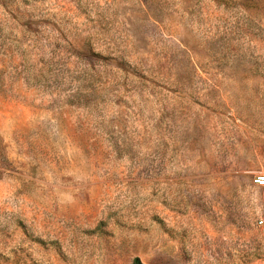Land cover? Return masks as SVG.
I'll list each match as a JSON object with an SVG mask.
<instances>
[{"label": "rangeland", "instance_id": "obj_1", "mask_svg": "<svg viewBox=\"0 0 264 264\" xmlns=\"http://www.w3.org/2000/svg\"><path fill=\"white\" fill-rule=\"evenodd\" d=\"M264 0H0V264H264Z\"/></svg>", "mask_w": 264, "mask_h": 264}, {"label": "built area", "instance_id": "obj_2", "mask_svg": "<svg viewBox=\"0 0 264 264\" xmlns=\"http://www.w3.org/2000/svg\"><path fill=\"white\" fill-rule=\"evenodd\" d=\"M256 182H257L258 184L263 185V184H264V175H263V174H259V175H257V177H256Z\"/></svg>", "mask_w": 264, "mask_h": 264}, {"label": "trees", "instance_id": "obj_3", "mask_svg": "<svg viewBox=\"0 0 264 264\" xmlns=\"http://www.w3.org/2000/svg\"><path fill=\"white\" fill-rule=\"evenodd\" d=\"M131 264H143V262L139 256H136Z\"/></svg>", "mask_w": 264, "mask_h": 264}]
</instances>
